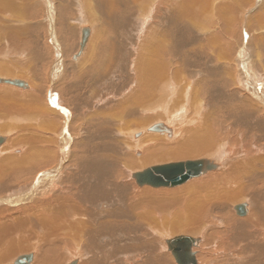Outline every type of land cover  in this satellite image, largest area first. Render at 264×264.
Listing matches in <instances>:
<instances>
[{
  "label": "bare ground",
  "instance_id": "bare-ground-1",
  "mask_svg": "<svg viewBox=\"0 0 264 264\" xmlns=\"http://www.w3.org/2000/svg\"><path fill=\"white\" fill-rule=\"evenodd\" d=\"M63 1L0 0L17 62L0 58V264H179L180 236L197 264L216 239L226 264H264V0ZM202 159L216 167L137 183Z\"/></svg>",
  "mask_w": 264,
  "mask_h": 264
},
{
  "label": "water",
  "instance_id": "water-1",
  "mask_svg": "<svg viewBox=\"0 0 264 264\" xmlns=\"http://www.w3.org/2000/svg\"><path fill=\"white\" fill-rule=\"evenodd\" d=\"M88 31L82 30L81 47L86 45V34ZM79 49L75 58L82 55L83 49ZM78 56V57H77ZM13 82V81H10ZM165 128L163 124L157 126ZM6 140L0 138V147ZM175 168L169 166L152 167L143 172L137 173V183L139 186L149 184L154 187L175 186L179 181L188 180L190 178L199 177L213 170L216 165L209 160H194L186 163L175 164ZM236 211L239 215L244 216L247 210L244 204L236 206ZM168 245L179 264H197V258L192 252L193 243L189 236H180L168 241ZM33 256L31 254L19 256L15 264H32ZM75 264V263H72Z\"/></svg>",
  "mask_w": 264,
  "mask_h": 264
},
{
  "label": "rangeland",
  "instance_id": "rangeland-1",
  "mask_svg": "<svg viewBox=\"0 0 264 264\" xmlns=\"http://www.w3.org/2000/svg\"><path fill=\"white\" fill-rule=\"evenodd\" d=\"M54 1V3L56 4V2L58 1V2H61L62 4L65 2V1H61V0H53ZM67 2H65L64 4L65 5H67L66 4ZM54 9H56L55 8V6H54ZM54 12L57 14V13H59L58 11H57V9L56 10H54ZM53 12V13H54ZM70 13H72V12H70ZM74 15H72V18H71V14H69V17H68V21L69 22H72V21H74L73 20V18L75 17V18H77V16H74ZM47 24V22L45 21V23H44V26ZM47 26V25H46ZM46 26H45V29L43 30V32H46L45 34L43 33V35H45V37L43 36V39H42V41H44V42H42V48H44L45 47V45H46V34H47V29H48V27H49V25L47 26V29H46ZM245 27V26H244ZM57 31V30H56ZM233 33V34H232ZM235 34L238 36L239 34H240V28L237 26L235 29H233L232 30V32H231V36H235ZM55 40H57V44L59 43V45H60V42L61 41H59V37H58V35H55V38H54ZM52 40V39H51ZM51 40L49 41V42H51ZM45 43V44H44ZM76 45H77V43H76ZM75 45V46H76ZM61 46V45H60ZM44 50V49H43ZM44 53H45V51H44ZM10 55V56H9ZM11 55L12 54H8L7 56H0V58H1V61L3 60V58L2 57H5L4 59L5 60H3V61H9V60H14L12 57H11ZM52 56V54H50V57ZM71 56L68 58L70 61L72 60V62L73 61H77V60H73V58H71ZM50 60V59H49ZM25 63H32V65H33V62H32V60H31V56H29V55H25ZM28 61V62H27ZM15 62V64L17 63L15 60L13 61V63ZM48 65V64H47ZM51 65V64H50ZM50 65H48L49 67H51ZM46 66V65H45ZM45 66L43 67L44 69H45ZM41 69L40 71H41V74H42V76L43 77H46L47 76V78H49V76H50V71H51V68H47V69ZM63 69V68H62ZM47 70H49L48 72H47ZM43 72V73H42ZM46 74H45V73ZM60 81V80H59ZM56 83H59V82H56ZM48 85H50V87L48 86ZM52 87V88H51ZM46 92H48V94H51L52 92L53 93H55L54 91L55 90H53V84L51 83V84H48L47 83V86H46ZM49 89H51V90H49ZM47 90H49V91H47ZM105 91V94H107L108 93V95H111V94H115V95H117V93L120 91V90H104ZM109 91V92H108ZM51 92V93H50ZM44 94H43V98H46V93L45 92H43ZM58 93V92H57ZM46 95V96H45ZM59 95V94H58ZM45 96V97H44ZM49 96V95H48ZM47 96V97H48ZM67 98H69V97H67ZM59 99L60 100H62L61 101V105L62 106H64L65 104H64V98L62 97V96H59ZM65 107V106H64ZM68 107V106H67ZM69 109H71L70 107H68ZM162 122V121H161ZM0 134H2L1 132H0ZM232 144V143H231ZM71 149H72V147H71ZM19 153V152H18ZM202 156H205V155H202ZM127 157V159H130V155H129V157L128 156H126ZM140 157V156H139ZM196 158V157H195ZM182 159H184V158H182ZM164 161H168V160H164ZM149 165V164H148ZM148 165H145V166H143V167H146V166H148ZM137 169H139V168H135L134 170H137ZM134 185H135V183H134ZM135 187L137 188L138 186L137 185H135ZM155 188V187H154ZM234 204V203H233ZM233 208V207H232ZM234 211V210H233ZM233 211H231L232 212V214L233 215H235V213L233 212ZM238 217V216H237ZM240 218V217H239ZM212 225H214L213 223L211 224V222H210V224H208V226H209V229L211 228V229H213V228H215V225L214 226H212ZM217 229H221V227H219V228H217ZM201 233V232H200ZM182 234V233H181ZM198 234V233H197ZM203 236H204V240H205V242H208V240L206 239V237H205V235H204V233H201ZM221 238V237H220ZM222 239V238H221ZM223 241L221 240V242H220V240L219 239H216V243H215V246L212 248V250L211 251H207V250H209L210 249V247L208 246V243L204 246L205 248L204 249H202L201 248V255L199 256V258H200V260H201V263L202 264H204L205 263V258L208 256V255H210L211 254V260L212 259H214V260H212V264H226V262L228 261L227 260V258H226V256H227V254H229V255H232L233 256V253H232V249H231V247H230V243L228 244L229 245V247H228V249L226 248V247H224V245H227V244H224V243H222ZM204 245V244H203ZM203 245H202V247H203ZM222 248V249H221ZM220 249V250H219ZM226 250V252H225V250ZM231 249V250H230ZM222 250V251H221ZM224 250V251H223ZM33 250H31V251H28V253L29 252H32ZM209 252V253H208ZM215 252V253H214ZM222 254H221V253ZM228 252V253H227ZM238 252V251H237ZM205 253V254H204ZM206 253H208V254H206ZM239 253V255H240V257H241V260H242V258H244L246 255L244 254V253H240V252H238ZM19 255H24V254H27L26 252H20V253H18ZM237 254V253H236ZM203 255H205V256H203ZM216 255V256H215ZM223 255V256H222ZM243 256V257H242ZM15 257H17V256H15ZM214 257V258H213ZM207 258H209V256L207 257ZM232 258V257H231ZM227 260V261H226ZM204 261V262H203ZM221 261V262H220ZM226 261V262H225ZM34 262V261H33ZM13 264V263H12ZM227 264H229V263H227ZM240 264H244L242 261H241V263Z\"/></svg>",
  "mask_w": 264,
  "mask_h": 264
}]
</instances>
